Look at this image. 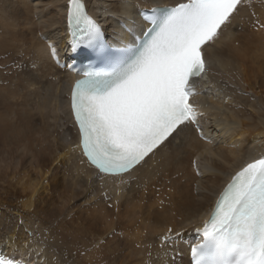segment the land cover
<instances>
[{"label": "bare ground", "instance_id": "bare-ground-1", "mask_svg": "<svg viewBox=\"0 0 264 264\" xmlns=\"http://www.w3.org/2000/svg\"><path fill=\"white\" fill-rule=\"evenodd\" d=\"M85 1L113 42L143 26L142 9L185 2ZM69 6L0 0V260L191 264L188 243L219 193L264 157V28L254 27L264 24V0H244L206 47L208 70L195 82L199 127L182 126L121 177L101 174L76 147L74 75L48 48L68 57Z\"/></svg>", "mask_w": 264, "mask_h": 264}, {"label": "snow or ice", "instance_id": "snow-or-ice-1", "mask_svg": "<svg viewBox=\"0 0 264 264\" xmlns=\"http://www.w3.org/2000/svg\"><path fill=\"white\" fill-rule=\"evenodd\" d=\"M243 2L180 3L153 22L143 45L123 55L107 50L102 26L87 15L82 0H69L68 23L77 37L73 50L93 48L105 66L85 73L71 97L80 134L76 147L100 173L121 177L175 139L182 126L199 127L190 98L197 94L193 81L206 72L202 47L217 38ZM256 25L264 28L259 20ZM48 48L56 56L55 45ZM191 255L193 264H264V158L233 177Z\"/></svg>", "mask_w": 264, "mask_h": 264}, {"label": "rangeland", "instance_id": "rangeland-1", "mask_svg": "<svg viewBox=\"0 0 264 264\" xmlns=\"http://www.w3.org/2000/svg\"><path fill=\"white\" fill-rule=\"evenodd\" d=\"M254 2H252V4H253ZM260 21H262V20H260ZM14 259V258H13ZM15 260V259H14Z\"/></svg>", "mask_w": 264, "mask_h": 264}]
</instances>
